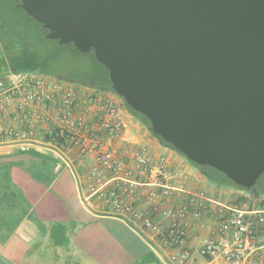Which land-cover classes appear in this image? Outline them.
<instances>
[{
	"label": "water",
	"instance_id": "1",
	"mask_svg": "<svg viewBox=\"0 0 264 264\" xmlns=\"http://www.w3.org/2000/svg\"><path fill=\"white\" fill-rule=\"evenodd\" d=\"M15 1L55 48L101 62L154 134L255 185L264 171V0Z\"/></svg>",
	"mask_w": 264,
	"mask_h": 264
},
{
	"label": "built area",
	"instance_id": "2",
	"mask_svg": "<svg viewBox=\"0 0 264 264\" xmlns=\"http://www.w3.org/2000/svg\"><path fill=\"white\" fill-rule=\"evenodd\" d=\"M115 92L38 71H9L0 79V143L20 151L50 150L64 163H90L87 196L148 239L169 264H186L195 226L216 218L215 236L196 248L223 264H264V200L223 204L205 189L171 183L166 158L124 140L129 110ZM19 119L20 126L14 124ZM176 197L165 204L164 199Z\"/></svg>",
	"mask_w": 264,
	"mask_h": 264
},
{
	"label": "crops",
	"instance_id": "3",
	"mask_svg": "<svg viewBox=\"0 0 264 264\" xmlns=\"http://www.w3.org/2000/svg\"><path fill=\"white\" fill-rule=\"evenodd\" d=\"M7 72H0V79ZM14 124L20 126L19 119ZM123 138L132 146L145 145L155 160L166 158L174 176L172 185L205 189L210 196L216 191L221 197L218 201L228 206L244 199L242 189L208 186L201 176L190 173L188 163L147 131L130 111ZM36 151L52 159L44 163L48 186L42 182L43 161ZM89 165L64 163L47 149L20 151L0 143V264H169L162 255L168 252L153 248L148 235L109 215L93 197L84 200ZM175 200L170 197L164 202ZM204 221H208L207 226L200 223L190 233L187 247L192 256L186 264H223L196 253L201 240L216 234L214 213H207Z\"/></svg>",
	"mask_w": 264,
	"mask_h": 264
},
{
	"label": "rangeland",
	"instance_id": "4",
	"mask_svg": "<svg viewBox=\"0 0 264 264\" xmlns=\"http://www.w3.org/2000/svg\"><path fill=\"white\" fill-rule=\"evenodd\" d=\"M0 23L3 24L2 32L6 37L5 42L9 44L6 49L9 54L7 53L8 55H6L4 52V61H6L8 64L17 67H23L26 66V64L31 65L34 63L33 61L41 60L53 54L52 47H55L54 40L41 37V30H39L38 22L33 17L29 16L23 7L17 5L15 0H0ZM1 43L2 42L0 40V49ZM11 44L13 45L11 46ZM60 47H58V50ZM1 50L0 56L2 54ZM1 58L2 56L0 57V64L3 63ZM54 67L56 70H61L68 73L82 74L86 76L91 75L92 77H101L105 81L107 80L106 67L86 52H76L74 54H69L64 50H60L57 52V54H55ZM115 95L117 101L123 103L124 105L123 99L116 93ZM133 117L134 119L136 118V120H139L137 116L133 115ZM145 127L147 131L155 136L147 125H145ZM156 138L158 139V137ZM171 149L177 156H180L184 161H186V163H188L190 166V173L197 174L198 178L201 176L208 186L210 184L212 187L216 185L215 183L210 182L200 172L198 167L195 166L186 156L173 148ZM216 187L220 189L222 188V190H225L224 188H226L219 185H216ZM205 188L208 187L205 186ZM255 188L258 190H264V171L257 179ZM211 193L212 197L215 199H221L218 192H214L212 190ZM242 197L244 199L236 202V204H239L242 201H246L250 204H258L259 201L264 200L263 193L255 195L251 192L245 191ZM232 199L234 200L236 197L234 196ZM232 199L230 203L232 202Z\"/></svg>",
	"mask_w": 264,
	"mask_h": 264
},
{
	"label": "trees",
	"instance_id": "5",
	"mask_svg": "<svg viewBox=\"0 0 264 264\" xmlns=\"http://www.w3.org/2000/svg\"><path fill=\"white\" fill-rule=\"evenodd\" d=\"M2 27H3V24L0 23V40L2 42L1 43V49L2 50L1 49L0 50L2 51V54H1L2 58L1 59H2V62H3V63L0 64V72H2V71H14V72H18V71H38V72H42V73L55 75V76H58L59 78H62V79L68 80V81H72V82H75V83H78V84L87 85V86H93V87H96V88H104V89L112 90L111 85H110V80H109V77H108V70L106 68H105L106 71H107V80L106 81L103 78H101V77H92L91 75L90 76L89 75L86 76V75H82V74H73V73H68V72H64V71L55 69V67H54L55 54H57V52H59L60 50H64V51H66L69 54H74L76 52H80L81 53V51H79L77 48H70L69 44H62L59 50H58V48L52 47L53 54L51 56L45 57V58H43L41 60L33 61L34 63H32L31 65L30 64H26V66L17 67V66H13V65L8 64L6 61H4V52H5L6 55L9 54L6 51L7 47L9 46V44L5 42L6 41V37L3 34V32H2ZM39 30H41L40 29V24H39ZM73 42H74V40L72 39L70 41V43H73ZM12 45L13 44H11V46ZM124 105L133 115L137 116L141 120V122L144 123L145 125H147L148 128L151 130L150 122L147 119V117H145L142 113H139V112L135 111L134 109H132L125 101H124ZM154 135L156 137H158V139L162 143H164L165 145L169 146L170 148H173V149L177 150L170 143L164 141L160 136H158L156 134H154ZM178 152H180V151H178ZM34 154L39 156L41 158V160L43 161V164H42L41 169H40L41 170L40 174L45 176L42 182L46 186H48L50 180L47 178L46 168H45L46 166H45L44 163L46 161H50L52 159L50 158V156L48 154H44L41 151H36V152H34ZM55 163H57V162L55 161ZM192 163L195 166H197L198 169L200 170V172L212 183H215V184L221 185V186H233V187L242 189V190H244L246 192L247 191L251 192V193H253L255 195H259L260 193L264 194V190L256 189L255 185L251 189L247 190L246 188L235 184L231 179L226 177V175L224 173H222L221 171L217 170L216 168H214L212 166H209V165H198V164H196L194 162H192Z\"/></svg>",
	"mask_w": 264,
	"mask_h": 264
}]
</instances>
